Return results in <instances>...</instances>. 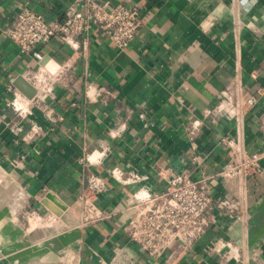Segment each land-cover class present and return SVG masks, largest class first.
Returning a JSON list of instances; mask_svg holds the SVG:
<instances>
[{"label":"crops","instance_id":"0c3cea01","mask_svg":"<svg viewBox=\"0 0 264 264\" xmlns=\"http://www.w3.org/2000/svg\"><path fill=\"white\" fill-rule=\"evenodd\" d=\"M111 1L143 12L124 50L95 31L22 55L5 35L20 6L54 23L86 0H0V264H107L129 246L134 194L161 192L186 170L215 175L232 139L263 154L258 174L209 185L241 215L213 210L187 252L129 251L135 264H264V94L241 127L224 97L239 83L252 94L264 86V0ZM20 76L33 98L15 86ZM191 120L202 122L193 137ZM48 193L66 204L62 215L43 203Z\"/></svg>","mask_w":264,"mask_h":264},{"label":"built area","instance_id":"2783aa9c","mask_svg":"<svg viewBox=\"0 0 264 264\" xmlns=\"http://www.w3.org/2000/svg\"><path fill=\"white\" fill-rule=\"evenodd\" d=\"M142 27L143 12L138 7L111 0H86L84 8L72 5L63 13L62 19L54 23H50L41 12L33 8L20 6L19 12L6 27L5 35L22 55L30 54L37 45L53 39L70 44L80 37L88 39L95 31L106 35L120 50H124L139 36ZM235 90L229 87L224 97L228 105L234 101L232 116L241 127L243 119L264 94V86L257 94L246 92L241 83L237 84ZM225 106L219 104L214 111L218 112ZM201 125L199 120H191L187 127L190 136H196ZM223 143L229 150L228 161L215 175L195 177V172L186 170L169 175L168 185L161 192L152 193L141 189L134 194L132 203L125 208L127 221L123 226L129 246L118 247L113 259L107 264H135V256L129 251L130 244L154 259L163 258L173 245L177 249L173 253L187 252L206 235L212 224L210 214L213 210L241 215L239 201L215 196L209 185L219 178L226 182L258 174L263 154L249 152L239 140H224ZM197 159L195 155L194 160ZM32 262L70 264L65 261Z\"/></svg>","mask_w":264,"mask_h":264},{"label":"water","instance_id":"95a60500","mask_svg":"<svg viewBox=\"0 0 264 264\" xmlns=\"http://www.w3.org/2000/svg\"><path fill=\"white\" fill-rule=\"evenodd\" d=\"M15 86L22 91L28 98H33L36 93L34 86L28 82L23 76H20L15 82ZM43 203L48 206L57 215H62L66 209V204L55 194L48 193L43 200Z\"/></svg>","mask_w":264,"mask_h":264},{"label":"rangeland","instance_id":"374dc122","mask_svg":"<svg viewBox=\"0 0 264 264\" xmlns=\"http://www.w3.org/2000/svg\"><path fill=\"white\" fill-rule=\"evenodd\" d=\"M12 237L14 238V236H12ZM0 250L3 251V252L5 251V250H2V249H0ZM10 250H11V251H12V250H16V248H11ZM23 264H27V263H23ZM30 264H34V263H33V262H30Z\"/></svg>","mask_w":264,"mask_h":264},{"label":"bare ground","instance_id":"6f19581e","mask_svg":"<svg viewBox=\"0 0 264 264\" xmlns=\"http://www.w3.org/2000/svg\"><path fill=\"white\" fill-rule=\"evenodd\" d=\"M14 194V193H13Z\"/></svg>","mask_w":264,"mask_h":264}]
</instances>
